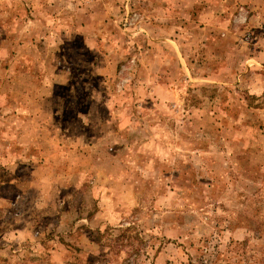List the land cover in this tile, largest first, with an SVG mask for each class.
Here are the masks:
<instances>
[{
    "label": "rangeland",
    "instance_id": "1",
    "mask_svg": "<svg viewBox=\"0 0 264 264\" xmlns=\"http://www.w3.org/2000/svg\"><path fill=\"white\" fill-rule=\"evenodd\" d=\"M0 264H264V0H0Z\"/></svg>",
    "mask_w": 264,
    "mask_h": 264
},
{
    "label": "crops",
    "instance_id": "2",
    "mask_svg": "<svg viewBox=\"0 0 264 264\" xmlns=\"http://www.w3.org/2000/svg\"><path fill=\"white\" fill-rule=\"evenodd\" d=\"M250 60H252V58L250 59ZM48 80V82L50 83V87H52V85L51 84H53L54 82H56L57 80L55 79L54 81H53V79H47ZM49 86V85H48ZM242 100H243V98H242ZM244 101V100H243ZM98 102V101H97ZM93 103H95V102H93ZM239 107H241V106H239ZM243 107V106H242ZM249 106H246V108H241V110H242V112H244V111H247V108H248ZM53 110H54V108H52ZM50 110V112H51V109H49ZM51 114H52V112H51ZM83 114H84V116H85V114L86 113H79V116L80 115H82L83 116ZM52 117H53V115H52ZM45 121V120H44ZM30 183H31V181H30ZM35 184V183H34ZM20 186H22V185H20Z\"/></svg>",
    "mask_w": 264,
    "mask_h": 264
},
{
    "label": "trees",
    "instance_id": "3",
    "mask_svg": "<svg viewBox=\"0 0 264 264\" xmlns=\"http://www.w3.org/2000/svg\"><path fill=\"white\" fill-rule=\"evenodd\" d=\"M68 92H70V90Z\"/></svg>",
    "mask_w": 264,
    "mask_h": 264
}]
</instances>
